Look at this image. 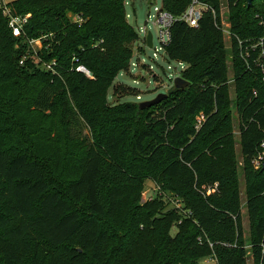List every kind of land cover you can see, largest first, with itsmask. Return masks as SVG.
Here are the masks:
<instances>
[{
	"label": "trees",
	"instance_id": "1",
	"mask_svg": "<svg viewBox=\"0 0 264 264\" xmlns=\"http://www.w3.org/2000/svg\"><path fill=\"white\" fill-rule=\"evenodd\" d=\"M126 1L16 0L8 3L15 14H31L20 38L0 8V264H197L207 256L217 264H247L230 137L233 107L248 244L261 264L264 169L254 160L264 148V75L252 60L248 67L237 38L264 36V0H227L229 48L216 25L221 0H201L216 17L206 11L196 27L176 21L166 58L187 64L181 75L189 85L173 86L161 102L143 109L139 102L109 101L119 73L130 70L139 39ZM191 2L162 0V7L179 18ZM69 14L81 15V25ZM50 33L54 37L44 39L38 56L55 61L54 70L37 63L33 52L21 64L30 54L27 39ZM79 64L92 77L77 71ZM125 94L140 96L134 88L115 86L114 96ZM200 113L206 121L198 130ZM146 180L161 190L164 180L177 182L185 206L171 209L157 195L138 214L143 230L121 228L129 207L139 209ZM179 220L182 235L175 240L169 233ZM150 221L153 233L147 232ZM135 247L141 253L136 258Z\"/></svg>",
	"mask_w": 264,
	"mask_h": 264
},
{
	"label": "rangeland",
	"instance_id": "2",
	"mask_svg": "<svg viewBox=\"0 0 264 264\" xmlns=\"http://www.w3.org/2000/svg\"><path fill=\"white\" fill-rule=\"evenodd\" d=\"M3 2L10 3L15 2L16 0H2ZM162 5V0H128L126 9L128 14V20L129 22L134 26V28L138 31L142 27L146 26L148 28V31L152 32L153 34V42L154 47H148L144 46L140 40H137L133 43V49H134V56L131 62L130 70L122 71L119 73L117 78L115 79V82L113 86L109 90V101L112 104H119L123 102H142L147 101L155 98L157 95L161 93H168V91L174 86V78L176 77L177 72L181 70L180 66L177 62L174 60H167L165 57V52L160 49L162 46L161 42L158 38V28L153 25L154 21V15L156 14V7H160ZM71 17V14H69ZM228 16H229V10L225 6V4L222 6V18L224 22H228ZM226 46L229 48L231 43L228 36L225 37ZM141 47V48H140ZM40 50L39 48L37 49ZM155 52L157 53V56H155ZM25 56V55H24ZM23 56V57H24ZM231 65V62H230ZM169 66H172V69H169ZM232 70V67H231ZM156 76H158V79H156ZM232 76V72L230 74ZM123 84L126 87L134 88L137 90V92L140 93V96L137 97L136 94H125L121 97L114 96V88L115 86ZM232 84V83H231ZM231 99L233 102L236 100V95L234 93V87L231 86ZM234 104V103H233ZM231 141L233 142V151L235 154L236 159V166L238 168V178L240 182V190H241V200H242V225H243V231H244V238L246 240V243L250 240V223L248 219V211L246 206V192H245V179L243 175V158H242V151H241V145H240V126H239V119L237 114L235 113V109L233 107L232 112V120H231ZM264 152V148H263ZM163 184L165 185V189L161 190L159 186L155 183H153L151 180H146L144 182V189L142 191V195L138 200V207H136V204H133L132 207H129L127 216L125 219V223L123 224V227L129 228L133 225V227L137 230L138 228L140 230H143L142 225L137 222L138 220V214L143 210L144 204L148 200H150L153 196L156 195L157 189H159L158 195H164L166 202L169 204V208H179L185 206V202L187 198L183 197L180 193L175 191L174 188L178 186L177 182L175 181H163ZM162 184V185H163ZM161 186V185H160ZM134 209H137L134 211ZM179 210V209H177ZM153 220V219H152ZM123 223V220H121ZM182 220H179V223H173L170 229V236L172 239L179 240L181 237V231L182 227L180 226V223ZM154 222L150 221V224L148 226V230H151L153 233V230L155 227ZM161 233V229L158 228L155 235ZM123 234V233H121ZM149 235L147 234L148 238ZM156 242L160 243V239L157 236L151 235ZM116 241H114L111 245L117 249V246L115 245ZM155 243V242H154ZM155 243V244H159ZM175 245L178 244L177 241L174 242ZM158 248V247H156ZM134 258H136L138 255L140 256L139 252L140 250L135 247L134 249ZM149 250V249H148ZM147 250V251H148ZM147 255V258L150 262H152L151 256L147 253H143ZM138 256V257H139ZM143 258V255H142ZM124 261L123 257L118 258V261ZM197 264H217V262L210 256L207 257H201L197 260ZM247 264H255V260L252 256H250L247 259Z\"/></svg>",
	"mask_w": 264,
	"mask_h": 264
},
{
	"label": "built area",
	"instance_id": "3",
	"mask_svg": "<svg viewBox=\"0 0 264 264\" xmlns=\"http://www.w3.org/2000/svg\"><path fill=\"white\" fill-rule=\"evenodd\" d=\"M127 2H128V0L126 1V5H127ZM227 2H228L227 0H221V6H223L225 4V6L228 8ZM0 8L2 9L3 15L5 17H7V19H8V25H9L10 29L12 30L13 35L17 38L22 37L24 35L25 25L27 24L28 19L31 17V14L17 15L8 6V3L3 2L2 0H0ZM155 9H156V14L154 15L153 25L158 28V38L162 44L160 49H162L165 52V57H166V46L171 41V28L173 27V25L176 21L182 20V21L186 22L188 25L196 27L199 23V20L202 18L204 12L212 11L214 16L216 17L215 9L212 6H210L209 4H207L201 0H192V2L187 7L185 12L179 18L175 17L168 10L163 9L162 5L160 7H156ZM127 17H128V14H127ZM71 19L74 22L79 23L80 25L84 20L81 15H73V14H71ZM261 24H264V22H261ZM216 25L222 30L225 37L226 36L229 37L230 43H231V39L233 37V34L231 32V25H230L229 21L224 22V20L222 18V7H221L220 22L218 20H216ZM137 32L139 34L138 40H140L144 46H148L147 36H148V33L150 32V31H148V28L146 26H144L141 29H139ZM48 37H54L53 33L46 34V35L39 37V38L27 39V43H28L29 53L30 52L34 53L33 55L36 57V62L40 63L41 66L46 68V69L54 70V65H56L55 61L46 62V61H43L41 59V57L38 56V50L37 49L42 48L44 39H46ZM237 40H238V45H239L240 50H241V56L246 61L248 67H251L250 60H252V62L259 69V71L262 73V75H264V36L260 37L257 40L250 39V40L243 41L239 38H237ZM102 41L103 40H101V42ZM245 43H246V46H245ZM153 47H154V42H153ZM153 47H151V48H153ZM154 55L157 56V53L155 52ZM29 56H31V53L28 55H25L21 59L20 63L23 64L25 59H27V57H29ZM175 62L178 63L181 70H179V72H177V70H176L177 75L174 78V81L177 77H179V76L182 77L181 73L187 67V64L182 62V61H175ZM76 69H77V71L83 72L87 76L92 77L90 70L85 65L79 64ZM169 69L174 70L172 68V66H169ZM233 81H234V79L232 78V76H230L229 83L231 84V83H233ZM205 121H206V116L204 115V113L198 114L196 116V128L199 130ZM263 162H264V152L260 153L254 160V163H255L257 168L262 166ZM158 192H159V189H157L156 195L153 196L152 198L156 197L158 195ZM161 193L162 192H160V196H162V198L165 199L164 195H161ZM187 214H192V212L188 211ZM223 244L225 246H228V247H230L232 245L235 247L237 246V243H235V244L223 243ZM210 246L211 247L213 246V244L211 242H210ZM244 248L247 250V257L249 258L250 256H252V251H251L252 245L247 243L244 245ZM210 257H212L216 261V258L214 256H210ZM261 264H264V244H262V246H261Z\"/></svg>",
	"mask_w": 264,
	"mask_h": 264
},
{
	"label": "water",
	"instance_id": "4",
	"mask_svg": "<svg viewBox=\"0 0 264 264\" xmlns=\"http://www.w3.org/2000/svg\"><path fill=\"white\" fill-rule=\"evenodd\" d=\"M253 1L254 0H248V4L251 5L253 3ZM147 42H148L149 47H153V34H152V32L148 33ZM188 85H189V81L185 80L183 77H180V76L177 77L174 81V86L177 88H185ZM166 97H167V93H161L151 100L142 101V102H140V108L143 109L146 107H151L153 105H156ZM263 169H264V162H263Z\"/></svg>",
	"mask_w": 264,
	"mask_h": 264
}]
</instances>
